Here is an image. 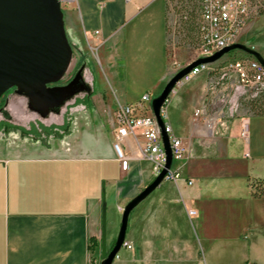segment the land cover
Wrapping results in <instances>:
<instances>
[{
    "label": "crops",
    "instance_id": "1",
    "mask_svg": "<svg viewBox=\"0 0 264 264\" xmlns=\"http://www.w3.org/2000/svg\"><path fill=\"white\" fill-rule=\"evenodd\" d=\"M63 10L76 47L72 63L75 69L87 64L102 140L47 147L16 131L0 140V264H99L103 239L96 240L104 194L106 199L108 194L126 199L155 177L148 160H132L128 170L122 169L111 114L144 94H160L174 75L166 0H108L103 5L100 0H76ZM213 76L203 71L170 94L165 121L189 154L174 166L182 179L164 180L136 212L138 238L148 224L151 239L164 237L160 233L168 221L171 236L190 248L189 239L175 233V220L182 219L193 225L200 246L194 244L209 256V262L204 257L206 264H264V195H255L257 184L264 185V116L242 114L235 107L211 108ZM207 103L213 136L208 117L195 116ZM245 120L248 141L241 136ZM89 124L95 126L94 120ZM125 142L133 144L131 138ZM92 237L94 251L89 248Z\"/></svg>",
    "mask_w": 264,
    "mask_h": 264
},
{
    "label": "rangeland",
    "instance_id": "2",
    "mask_svg": "<svg viewBox=\"0 0 264 264\" xmlns=\"http://www.w3.org/2000/svg\"><path fill=\"white\" fill-rule=\"evenodd\" d=\"M253 2L254 4L258 2L261 5V8L259 11L257 10L258 12H252L247 24L244 26L239 36L231 44H246L260 52L264 57V0H253ZM172 17L173 16L169 13L168 42L169 60L171 65L175 68V75L179 70L193 61L191 58L198 59L208 57L217 52L213 54L209 53L197 55L194 51V43L188 39H184L185 33L181 31L179 20L178 23L174 25ZM175 49L177 50V62L174 57ZM217 65L218 64L212 66L217 67ZM76 69L74 63H72L66 76L61 82L64 84L67 83V81L74 75ZM86 71L87 68L85 69L84 76L86 75ZM206 71L209 72L208 70H205L204 72ZM213 74H216L217 77L221 76L219 71H213ZM220 81L222 80L220 79ZM194 85L196 84H193V86ZM222 87V84H218L219 89L217 90L216 95L214 97L212 96V99L209 100V106L211 108H217L219 106L223 108L235 107L238 109L239 113L250 114L248 110L243 107L242 100L256 97V95L260 92L257 88L247 89L245 91L243 87H238L236 89L229 88L226 90L222 89ZM164 88H162V91ZM91 89L92 83L80 80L67 89L61 101L50 107L48 112L44 109H32L28 103V98L17 94L16 91H9L0 99V102L2 100L7 101L6 110L11 115L10 118H6L4 114L0 113V140H7V138L14 136V134H9H11L12 131H16L18 136H21V138H27L30 142L39 143L47 147H50L51 143H58L59 145L61 144L59 143L60 141H65L73 147H77L83 143L91 144L93 141L94 144H97L102 139L98 130L99 128H97L98 125L95 124L97 112L92 110L93 96L89 98V96L86 95V92H80L81 90L90 91ZM243 90L246 93L243 94ZM158 95L160 94L152 95V97L155 98ZM199 101H202L201 98H199ZM12 106L15 107L14 111L12 110ZM92 120H94L95 126H91L89 124ZM208 126L210 127V124H208ZM212 127L213 131L209 130L210 136L214 135L215 125L213 123ZM19 128L25 129L27 133H22ZM86 131H89L90 133L93 132L94 135L92 136L90 133L88 135ZM176 162L177 161L174 162V166L176 165ZM143 188H141L140 191ZM139 192L127 197L126 199L120 200L114 199L111 194H108L106 199L108 250L112 245V241L116 240L119 234L123 208ZM151 196L152 194L139 204L131 213L126 241L131 244L132 248L129 249L123 246L113 264H206L204 257H207V261L209 262V256H204L202 249L198 248V246L194 244L195 242L200 246V242L193 225L191 223L186 225V222L182 219L175 220V233L182 234L185 239H189V244L191 245L190 248H186L185 243L180 238L171 236L173 233L172 229L168 227V221L164 224V231L160 233V235L164 237L151 239L150 225L148 224L147 230L143 232V238H138V236L141 235V232L139 231V227L136 226V212L142 210V208L146 206ZM149 219L150 217L147 219L148 222ZM188 228L190 229L189 231ZM102 236L103 230H101L96 241H98L99 238L101 239ZM101 249L102 248L99 250ZM189 251L191 254L188 253ZM98 252L99 251H97V254H99ZM101 262L99 264H101Z\"/></svg>",
    "mask_w": 264,
    "mask_h": 264
},
{
    "label": "water",
    "instance_id": "3",
    "mask_svg": "<svg viewBox=\"0 0 264 264\" xmlns=\"http://www.w3.org/2000/svg\"><path fill=\"white\" fill-rule=\"evenodd\" d=\"M237 49L255 56L264 65V57L260 52L246 44L234 43L212 56L190 62L179 70L167 82L160 95L152 100L154 113L163 130L167 164L161 173L123 208L119 234L110 251L107 249V202L104 194L101 264L114 263L126 243L131 213L162 184L172 167V147L162 116V109L170 94L179 81L195 67L215 63L226 53ZM74 51L66 30L60 0H0V99L8 90L16 88L17 94L28 98L32 109H44L48 112L50 107L61 101L67 89L80 80L86 82L80 69L69 83L50 85L58 83L66 76L74 58ZM82 91L85 90L80 92Z\"/></svg>",
    "mask_w": 264,
    "mask_h": 264
},
{
    "label": "built area",
    "instance_id": "4",
    "mask_svg": "<svg viewBox=\"0 0 264 264\" xmlns=\"http://www.w3.org/2000/svg\"><path fill=\"white\" fill-rule=\"evenodd\" d=\"M60 1L63 7V5L76 0ZM106 1L108 0H100L102 5L105 4ZM125 1L129 3L135 0ZM194 1H197L201 8V16L198 22L202 32V39L201 45L194 49L197 55L213 54L231 45L247 24L252 12H258L261 8V5L258 2L254 4L253 0ZM166 2L168 4L169 13L173 16V23L176 25L179 18L174 6L179 0H166ZM176 54L177 50L175 49V58ZM192 59L193 61L196 60L194 58H191V60ZM175 61L177 62V58ZM216 64H218L217 67L212 66ZM205 70L210 72L219 71L221 73V76L217 77V75L214 74L210 79L208 89L210 100L212 96L214 97L216 95L219 89L218 84H222V89L224 90L243 87L245 91L247 89L257 88L258 91H260L258 95L264 92V65L255 56L242 50H232L215 63L201 64L195 67L179 81L178 85L191 81L194 76ZM220 79L223 82L220 81ZM244 90L243 94L246 93ZM153 99L152 95L147 93L136 102L117 106L111 114V125L114 134L113 145L122 169L128 170L132 160H148L153 165L155 176H158L167 164V152L163 130L153 110ZM209 103L197 108L195 110V116H207L208 123L210 124V127L208 126L209 130L213 131L211 121L214 118L210 116L207 111ZM162 116L165 120V107L162 109ZM165 130L169 135L173 154L172 167L169 169L165 180L171 179L178 181L182 179V175L178 169L174 168V162L186 158L189 154V150L185 146L183 139L174 133L173 127L166 121ZM241 136L248 141L249 126L247 120L243 123ZM128 138L132 139L133 145H126L125 141ZM192 183L193 180H190V184ZM193 213V211H190L191 215ZM124 246L129 249L132 248L128 241H126Z\"/></svg>",
    "mask_w": 264,
    "mask_h": 264
},
{
    "label": "trees",
    "instance_id": "5",
    "mask_svg": "<svg viewBox=\"0 0 264 264\" xmlns=\"http://www.w3.org/2000/svg\"><path fill=\"white\" fill-rule=\"evenodd\" d=\"M176 12L178 13L179 22L181 25V31L185 33L184 39H188L194 43V47H199L201 45L202 32L199 25V17L201 16V8L197 1L194 0H179L177 4L174 6ZM71 42V40H70ZM73 45L74 50L76 49L75 45ZM87 68L86 63H80V65L75 70L73 76L77 74V72L82 69V74L84 75L85 69ZM213 74V72H211ZM85 77V76H84ZM74 78V77H73ZM72 78V79H73ZM71 79V80H72ZM86 92L91 98L94 93L93 89L90 91H82ZM242 105L245 107L251 115L255 116H264V92L260 93L256 97H252L247 100H242ZM7 101L2 100L0 102V113L4 114L6 118H10L9 112L6 110ZM8 112V113H7ZM22 133H27L25 129L19 128ZM32 129V128H31ZM255 195H264V185L261 183L257 184V190L255 191ZM95 238H91V243L89 245L90 250L94 251L96 247V243L93 242ZM116 240L112 241V245L109 251L114 247Z\"/></svg>",
    "mask_w": 264,
    "mask_h": 264
},
{
    "label": "flooded vegetation",
    "instance_id": "6",
    "mask_svg": "<svg viewBox=\"0 0 264 264\" xmlns=\"http://www.w3.org/2000/svg\"><path fill=\"white\" fill-rule=\"evenodd\" d=\"M74 76H72V78H73ZM72 78H70L68 81H67V83H69L70 81H71V79ZM62 81V80H61ZM61 81H59L58 83H54V84H50V85H64V83H62ZM67 83H65V84H67ZM16 90V88H11L10 90H8L5 94H7L9 91H15Z\"/></svg>",
    "mask_w": 264,
    "mask_h": 264
}]
</instances>
